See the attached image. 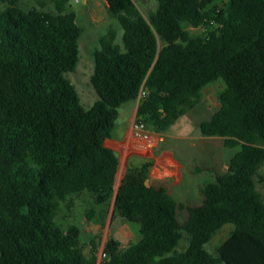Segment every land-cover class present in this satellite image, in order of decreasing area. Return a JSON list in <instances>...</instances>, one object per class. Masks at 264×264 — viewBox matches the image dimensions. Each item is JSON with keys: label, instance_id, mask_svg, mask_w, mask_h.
Here are the masks:
<instances>
[{"label": "trees", "instance_id": "trees-1", "mask_svg": "<svg viewBox=\"0 0 264 264\" xmlns=\"http://www.w3.org/2000/svg\"><path fill=\"white\" fill-rule=\"evenodd\" d=\"M20 1L0 0V264H97L95 241L86 255L80 226L56 217L74 194L99 206L114 197L120 157L105 141L120 108L139 99L137 121L162 133L218 80L221 107L199 129L237 148L228 168L190 204L146 184L152 162L128 167L114 211L141 237L126 248L110 237L101 264H264V0H157L149 17L135 0H107L124 31L118 42L111 29L94 50L90 108L68 77L80 59L76 12L68 0L54 11ZM185 23L206 31L193 35ZM229 223L212 253L206 244ZM184 232L189 244L178 250Z\"/></svg>", "mask_w": 264, "mask_h": 264}, {"label": "rangeland", "instance_id": "rangeland-1", "mask_svg": "<svg viewBox=\"0 0 264 264\" xmlns=\"http://www.w3.org/2000/svg\"><path fill=\"white\" fill-rule=\"evenodd\" d=\"M56 1L21 0L20 5L23 8L37 6L44 11H54ZM135 1L147 17L157 7V0ZM217 1L220 6H224L227 2V0ZM4 6L5 4L0 5V8ZM66 11L76 12L77 22L83 28L80 39V59L76 69L69 72L68 77L76 86L82 104L86 108H90L98 99L91 82L95 63L94 50L100 45V38L111 29L117 32V41L121 42L124 30L119 20L110 13L107 0H68ZM184 27L193 35L203 34L206 31V28L196 27L190 23H185ZM225 87L226 85L222 80L206 85L203 90L202 102L197 108L180 117L175 124L162 134L150 131L155 135L153 138L156 139L155 145L158 143L157 151L159 153L172 149L184 162L182 182L177 184L175 181L167 179V184L180 201L190 204L200 203L199 187L214 180L217 172L220 173L226 170L231 157L237 151V148L226 147L223 138L205 137L199 129V123L209 119L221 107L219 96ZM131 104L132 102H129L121 107V116L115 128L116 133L124 129V121L129 117V106ZM151 162L155 164L154 159ZM196 167H202L203 170L196 173L189 170V168L195 170ZM124 172L125 162L123 161L118 180L122 178ZM262 177H264V164L259 169L257 178L259 180ZM150 182L155 181L150 179ZM259 187L264 190V183H259ZM113 199L114 197L108 205L99 206L93 203L88 193L74 194L69 200L61 202L56 217L57 222L65 229L72 223L80 226L82 231L81 245L86 255H90L93 249V240L95 241L97 245V264H101L105 258L103 252L110 237L118 240L123 248L128 247L141 237L138 223L115 215ZM186 214V210L181 211L180 219L183 220ZM233 229V224L224 225L206 244V248L212 253H217L218 246L230 235ZM188 244V234L184 232L178 250L186 249Z\"/></svg>", "mask_w": 264, "mask_h": 264}, {"label": "crops", "instance_id": "crops-1", "mask_svg": "<svg viewBox=\"0 0 264 264\" xmlns=\"http://www.w3.org/2000/svg\"><path fill=\"white\" fill-rule=\"evenodd\" d=\"M130 102H132V104L129 106V117L124 121V129L119 133H116L114 129L113 136L106 139L105 144L113 148L119 155L120 169L123 161L125 162V171L128 167L141 166L145 162H151L154 159L155 164H152L151 166L150 179L155 182L163 183L173 193L170 186L167 184V179L175 181L177 184L181 183L184 175V162L172 149L159 153V151H157L158 143L155 146H148L146 140L135 135L133 124L137 120L139 99ZM120 116L121 108L119 118ZM118 120L116 126L118 125ZM152 136L155 137L153 134ZM189 170L191 172L194 171L190 168ZM259 183H264V177L259 178L257 185L258 189L264 194V190L259 187Z\"/></svg>", "mask_w": 264, "mask_h": 264}, {"label": "built area", "instance_id": "built-area-1", "mask_svg": "<svg viewBox=\"0 0 264 264\" xmlns=\"http://www.w3.org/2000/svg\"><path fill=\"white\" fill-rule=\"evenodd\" d=\"M141 95H144V93H142ZM133 131L137 137L146 140L148 142V146L155 145L156 139L153 138L152 133L147 129L144 122L136 120L133 124ZM103 256L106 257L105 252H103Z\"/></svg>", "mask_w": 264, "mask_h": 264}, {"label": "water", "instance_id": "water-1", "mask_svg": "<svg viewBox=\"0 0 264 264\" xmlns=\"http://www.w3.org/2000/svg\"><path fill=\"white\" fill-rule=\"evenodd\" d=\"M120 183H121V179L118 180V185L116 187L115 194H114V199H113V207H114V209H115V203H116V198H117V194H118ZM146 184L149 185L150 184V180H147Z\"/></svg>", "mask_w": 264, "mask_h": 264}]
</instances>
